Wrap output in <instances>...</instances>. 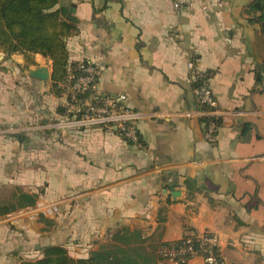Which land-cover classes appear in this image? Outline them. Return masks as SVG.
Segmentation results:
<instances>
[{"label": "crops", "instance_id": "obj_1", "mask_svg": "<svg viewBox=\"0 0 264 264\" xmlns=\"http://www.w3.org/2000/svg\"><path fill=\"white\" fill-rule=\"evenodd\" d=\"M254 1L186 0L178 10L176 0H60L78 20L70 64H94L98 92L127 97L141 146L100 127L49 131L65 114L64 92L21 71L52 63L12 55L7 89L0 74V180H16L6 173L24 146V164L41 168L26 171L23 191L42 193L0 217V264H20L38 241L87 259L122 229L154 248L208 232L223 264H264V12ZM191 63L217 100L215 144Z\"/></svg>", "mask_w": 264, "mask_h": 264}, {"label": "trees", "instance_id": "obj_2", "mask_svg": "<svg viewBox=\"0 0 264 264\" xmlns=\"http://www.w3.org/2000/svg\"><path fill=\"white\" fill-rule=\"evenodd\" d=\"M59 4L60 0H0V51L8 57L21 54L32 65L36 64V55L51 61L52 92L57 96L64 92L62 86L69 73H80L79 65L70 64L67 47V39L78 31V20L67 9L57 8ZM251 9L264 12L263 0H255ZM202 122L208 125L210 118L204 117ZM38 198L39 194L23 190L14 193L11 200L0 203V217L35 207ZM186 247L201 253V242L196 236L164 242L154 248L146 245L140 233L122 229L109 243L92 251L87 259H75L65 247L52 245L42 249V258L22 260L20 264H160L163 248ZM213 250L223 262L219 248ZM186 257H191V253Z\"/></svg>", "mask_w": 264, "mask_h": 264}, {"label": "built area", "instance_id": "obj_3", "mask_svg": "<svg viewBox=\"0 0 264 264\" xmlns=\"http://www.w3.org/2000/svg\"><path fill=\"white\" fill-rule=\"evenodd\" d=\"M186 0H176V7L181 10ZM189 67L194 70L193 81L194 96L200 106L201 113L210 118L209 124H204L205 139L210 144L217 141L219 125L217 123V100L210 86V78L206 74L195 70L191 63ZM79 74L69 73L63 84L65 101L64 117L59 123L51 124L57 130L100 127L117 133L128 144L141 146L139 122L141 114L126 105L125 95L109 96L98 92L100 70L92 63L82 62L79 65ZM201 242V253H196L191 247L182 249L163 248L161 250V263L190 264L195 258L201 257L204 264H223L214 248H219L218 238L211 233L196 236ZM191 253V257L186 254ZM207 253V256L203 254Z\"/></svg>", "mask_w": 264, "mask_h": 264}, {"label": "rangeland", "instance_id": "obj_4", "mask_svg": "<svg viewBox=\"0 0 264 264\" xmlns=\"http://www.w3.org/2000/svg\"><path fill=\"white\" fill-rule=\"evenodd\" d=\"M18 55L21 56L20 54H18ZM19 56L14 58L15 63H17V59L18 60L22 59V57H19ZM11 57L12 56H10V57L6 56L4 53H2L0 51V74L2 75L3 83L6 86V89L9 86V83H13L14 80H15V76L12 73L14 71H16V70H14L13 67L12 68L11 67H6V68L4 67V69H3V65L4 64H6V63L9 64L10 63V60H11L10 58ZM12 65L13 64H11V66ZM28 71L29 70L27 68H23L22 71H21V73H22L21 75L26 78ZM51 81H52V79L48 80V82H51ZM62 88H63V86H62ZM12 96H14V95H12ZM63 119L67 120L64 117V114L60 118L52 119L51 124L52 125L55 124V123L57 124V123L60 122V120H63ZM38 126L40 127L41 125H38ZM40 129L37 130V131H40ZM48 129H49V131L57 132L56 128L50 127ZM24 151H27L24 148V146L21 149L17 150V158L18 159H17L16 163L13 164V168L11 169V171L9 173H6V174H10V175H15L16 176V180H13V181L5 180V182L0 180V203H4L6 201L8 202L9 200H11V198H12L14 193L24 190V188L26 186L23 183V179H25L26 171H29L30 169H33V175H35L37 172H40V168L41 167H40L39 164L38 165L33 164V166H30V165L26 166L24 164V158H25ZM34 185H35V183H34ZM41 193H42V190L40 189L39 190V194H41ZM50 229L51 228H47L46 231H49ZM61 239H63V237H61ZM37 246H39V250L37 249ZM44 247H47V246L42 245L41 241H38V243L35 242L34 243V248L32 250H30V251H25L21 256L20 255L17 256L18 257L17 260L18 261H22V260H38V259L43 257L42 249ZM40 250H41V252H40Z\"/></svg>", "mask_w": 264, "mask_h": 264}, {"label": "water", "instance_id": "obj_5", "mask_svg": "<svg viewBox=\"0 0 264 264\" xmlns=\"http://www.w3.org/2000/svg\"><path fill=\"white\" fill-rule=\"evenodd\" d=\"M31 78H35L42 81H48L52 78V71L47 66H34L29 68L27 73ZM174 195V193H173Z\"/></svg>", "mask_w": 264, "mask_h": 264}]
</instances>
